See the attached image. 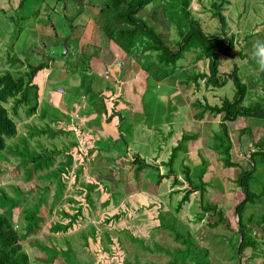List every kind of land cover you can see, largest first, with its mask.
<instances>
[{
	"label": "rangeland",
	"instance_id": "1",
	"mask_svg": "<svg viewBox=\"0 0 264 264\" xmlns=\"http://www.w3.org/2000/svg\"><path fill=\"white\" fill-rule=\"evenodd\" d=\"M161 2L165 4V7H170L171 3L175 1L161 0ZM154 4L150 3L146 9H150ZM238 4L236 2L235 6H232L233 10L230 11L233 12L234 9H238ZM228 16L233 31H236L234 34L236 35L239 32L241 37L236 40L231 55L218 54V69L226 72L231 71L234 66L237 67V75L246 85L247 92L242 104L263 109L264 96L261 88L264 87V68L257 64L251 52L253 43L258 39H264V0H243V5L240 2L236 14L231 13ZM55 17L56 20L52 16L51 22H53L60 36L69 27L63 19ZM141 17L145 18L148 24H152L154 28L156 27V24H153L146 15ZM251 17L254 18V21L251 20ZM9 18L11 19L9 14L6 17L0 14V74L5 72L6 69L15 74L24 72L27 70L24 62H39L42 57L47 59L48 53L52 50L57 58L50 61L51 68L48 70L42 69L36 75L37 78L42 79L44 94L47 93L44 98L47 99L50 96L49 99L52 98V102L40 99L38 110L30 116L26 115L24 111L26 104L18 103L13 106L14 100L6 104L10 114L17 122L18 128L17 135L14 138L7 139V142L12 146L16 144L21 147L20 137L25 136L29 148L35 147L34 149L39 151V145H42V147L50 150L57 149L59 152L54 154L53 168L65 159L64 148H70L72 140L80 141V136L75 127L77 122H80L81 127L86 129L87 132L95 131L100 138L102 137L99 144L103 148L102 152L95 157H88V154H86V170L79 173L76 183L71 179L75 169V163H72L70 177L67 180L65 179V187L61 191H57L58 188L53 180L48 188L44 190L42 187L47 181L40 176L37 177L36 173L26 179L24 166H20L19 161L13 154L3 152L6 158H0V186L12 196L15 195L13 187L18 185L22 191L19 206L14 208L13 219L17 229L22 227L24 208L32 207L40 195L43 196L38 211V215L42 217L40 227L35 235L22 241V246L33 264H264L263 238L258 237L259 244L255 250L247 247L244 249L242 256L237 258L236 248L239 240L237 215L234 213L231 215V207L213 199V195H206L200 201L201 195L198 190L186 193L183 190L186 184L183 183L184 179L179 174L178 164L175 163L172 169L167 163L173 146L182 143L184 140L182 138L177 141L173 133L186 134L183 125V128L178 130L177 123H174V121H182L187 118L191 112L189 107L185 106L184 111L179 114L181 118L177 117L175 109H172L175 108L173 102L169 101L168 97V100H163V95L159 97L160 92L151 87L152 84L148 85L150 87L148 92L144 88L138 92L131 89L123 93L120 87H114L116 84L113 82V76H111V79L104 78L102 80L103 83L109 84L106 85L107 88L102 89L103 91H96V88L99 90V87L93 82V86L96 85V88L92 93H88L81 99L82 96H79L75 91L76 85V88L80 87L77 84L79 82L78 74L83 64H92V61H88L87 56L83 54V46L74 54L71 52V48H74L72 45L71 48H67V52L64 54L62 39L59 36L55 45L47 47H42L37 43L29 45L26 41H16L17 29ZM212 21L215 28L218 29V22L215 19H212ZM174 30L173 27L171 33L176 39ZM171 46L175 47V44ZM109 50H112L116 57L122 52L113 41H110L105 46H99V61L104 66L103 72L107 70L119 79L122 57L120 59L116 58L108 64L109 58H106L110 52ZM13 55L19 61L12 64L7 58H13ZM184 57L189 59V64H186L188 66L184 70L185 74L191 75L202 70V64L200 67L199 63L190 60L195 57L193 51L186 52ZM103 60L106 62L104 63ZM181 60H184V58H181L178 63ZM80 61L82 62L77 64ZM204 62L206 61L204 60ZM72 64H75V72L70 71L69 66ZM89 71L86 70L81 73L93 77V70ZM150 79L149 82H152ZM153 90H155L157 97L152 93ZM215 91L218 95H229L230 92L236 91L233 80L227 77L226 84L215 89ZM64 96L67 100L66 103L63 99ZM58 103H65L66 106L62 109L55 108ZM74 103L75 110H73ZM115 110L120 113L121 118H119L117 112H114ZM104 111L107 114L114 112L112 118L109 119V123L118 124V132L130 150H128L127 156L124 155L125 151L111 160L105 156L109 151L106 152L105 149L113 140L103 130L104 127L101 126V122L104 121ZM185 113H188L187 116ZM82 117L84 119L87 117V120H82ZM245 119L247 121H245V127L241 131L244 136L247 132H251L250 127L256 124L257 116L247 115ZM45 126L46 128L49 126L53 130L55 129L56 132L53 135L40 132L29 136V133L33 132L34 129H44ZM60 126L64 128L62 132H59ZM167 127H171L169 135L166 133ZM151 128L156 131L161 129L162 132L159 135L154 134L152 137L140 133V131L146 133ZM113 133L116 134V132ZM120 150H124V147L118 148V151ZM228 153L221 152L220 156L224 159ZM132 154L141 156L150 164H156L158 170L151 172V174L150 170L141 171L139 176L135 177L137 187L136 182H133L134 187L128 189L125 185H128L130 181H125V179L130 180L131 178L132 182V177L127 174L128 170L134 172L130 162ZM254 157L257 158L255 160L256 164L252 166L253 163L250 161L248 176L245 175L246 172L243 168H241L242 172L237 167H228L224 162L225 167L223 169L218 168V179L215 180L218 199L219 188L224 193L222 199H225V201L229 198L227 196L228 191L233 188L240 191L242 184L251 193L241 212L243 224L249 221L252 224H259L264 220V160ZM231 160H236V158ZM173 170L176 171V174L172 173ZM42 173L43 171L38 172V174ZM110 173L111 175H109ZM158 173L162 176L159 177ZM87 176L94 180L101 179L110 183V187L107 188H109L110 194H113L115 198L114 205L121 211L122 215L114 224H106L101 221V216H104L105 213L103 212L105 210L100 205L96 190H93L91 198L94 202V208H92L87 219L80 218V225L69 232L51 230L49 228L50 222L62 220L61 210L64 213L74 214L75 206L69 198L81 199L84 197V193L80 189V182L86 181ZM173 179H175V182H172ZM157 180L159 185L156 184ZM188 182V187L191 184L195 188H198L199 184L200 186L204 184L211 185L209 181L198 183V177L193 178L192 182ZM215 182L212 181L213 184H216ZM207 189L209 191L210 186ZM173 190L177 191L173 192ZM184 194L187 195V199L183 201L180 207L178 203ZM110 199H112V195ZM206 205H217L218 210L225 209L226 212L229 211L227 215L232 226L231 232L220 224L214 228L208 226L207 221L215 220L216 216H208L201 209L202 206L206 207ZM112 206L113 204H110L109 207ZM69 219V216H65V221ZM88 232L91 236H88V240H86L89 244L87 248L82 233L87 234ZM91 232L95 233V237Z\"/></svg>",
	"mask_w": 264,
	"mask_h": 264
},
{
	"label": "trees",
	"instance_id": "2",
	"mask_svg": "<svg viewBox=\"0 0 264 264\" xmlns=\"http://www.w3.org/2000/svg\"><path fill=\"white\" fill-rule=\"evenodd\" d=\"M74 1L79 4L80 7L83 6L82 0ZM153 1L154 0H101L98 12L93 17V20L117 47L127 55H134V59L141 69L148 74L149 78L155 81H160L172 75L177 67H179L178 61L186 56V52L191 51L195 53L194 62L197 60L206 61L204 62L205 68L201 71L194 72L191 75H180L184 80L191 81L195 92L203 89L215 90L221 88L226 84L227 77L233 80L236 91L230 92L229 95H222L221 100H218L217 103L210 104L199 98L196 99L197 102L195 103L196 106L201 108L196 114L197 117L201 116L207 110L212 113H223L222 122L220 123L221 133L218 134V138L223 140V143H220L219 146L224 147L222 153L229 152L223 161L225 164L231 165V142L229 140L225 121L234 119L238 116L247 115L264 117V108L257 109L242 104L246 92V85L237 75V67L234 66L231 71L226 72H221L218 69V54L231 55V50L234 48L233 35L229 32L225 15L222 13L224 1L213 0L210 3V11L218 22V29H216L215 26L214 29H209L207 27L202 29L200 27L199 22L193 18L189 10V3L191 0H174L175 2L171 3L170 7H165V4H163L165 10L169 11L167 15L174 25L177 34L175 47L168 44L159 36L152 25L148 24L147 21L139 15L140 12L148 4L153 3ZM22 16L23 15L19 16L20 20L24 19ZM18 28L21 29V27ZM212 32L215 33L211 34ZM71 52H73L72 49ZM53 56L50 55L46 60L40 62H24L27 67V70L24 72L15 74L11 70L6 69L5 72L0 74V158H6L3 155L4 151L13 154L19 161L20 166H24V176L26 179H29L36 173L37 177L40 176L47 181L42 187L44 190L48 188V185L53 180L58 188L57 191H61V189L65 187V181L70 177L71 164L75 163V169L73 170L71 179L76 183L79 173L86 170V154H88V157H95L98 154V149L101 147L99 145L101 143L100 136L93 132H87L81 127L80 122H77L75 127L80 136V141L72 140L70 142V148H64L63 150L65 159L53 168L54 154L59 152L57 149L53 148L50 150L42 147V145H39V151L35 150V147L29 148L25 136L20 137L22 142L21 147H18L16 144L12 146L7 142V139L14 138L17 135L18 128L17 122L10 114L6 104L14 100L13 106H16L18 103L26 104L24 108L26 115L30 116L36 113L43 91L42 79L37 78L36 75L40 70H48L50 68V61L57 58L54 54ZM7 59L12 64L19 61L15 55H13V58L9 57ZM81 62L82 61L77 62V64ZM69 68L71 72H75V64H72ZM86 70H90L89 64H83L81 67L78 84L80 87H75L77 94L82 96L81 99L88 93L93 92L91 88V75L89 76L81 73ZM114 112H117L119 118H121L117 110ZM114 112L107 114L104 111L103 125L110 122L109 119L112 118L111 116ZM86 118L84 119V117H82L83 120H87ZM115 125V127H118V124L115 123ZM59 128V132L64 130L62 126ZM40 132L53 135L56 131L49 126H47V128L45 126L44 129H34L33 132L29 133V136ZM121 142L126 145L123 140ZM108 159L111 160L112 158L108 157ZM172 160L173 157L171 156L167 162L169 166H171ZM130 162L133 166L136 178L144 169L150 170V174L153 172L151 171L152 168L158 170L156 165L148 163L137 154L132 156V161ZM44 170L47 172L45 173ZM39 171H43V173L38 174ZM109 175H111V173ZM245 175L248 176L249 171L246 172ZM158 176L161 177L162 175L158 173ZM111 177L114 178L115 176ZM109 180L114 181L113 179ZM172 181H174V179ZM157 182L158 180L156 184H158ZM241 184L242 181L240 186ZM242 185L241 188L246 195L245 199L234 207V212L237 213V222L239 224L238 232H241V238L239 236V240L237 241L238 244L236 243L238 247V255L236 248L237 258L242 256L245 248L250 247L255 250L259 244L256 236H253L251 233V227L247 223L243 224L241 221L242 209L245 207L249 199L248 197L251 194L244 184ZM107 187H110L109 182L102 181L101 179L94 180L87 176L86 181L80 182V189L84 193V197L81 199L76 197L75 199L69 198L75 206L74 214L64 213L61 210V214H63L62 220L59 219L50 222L49 228L51 230L55 229L57 232H69L77 228L80 225V218L87 219L90 216L92 208H94V202L91 198V192L93 190H96V196L99 197L100 205L103 210H105V212H103L105 213L104 216H101V221L106 224H114L122 214L120 213L121 211L115 207V198L113 194H110L109 188ZM13 189L15 195L12 196L0 186V264H33L28 253L22 246V241L35 235L40 227L42 217L38 215V211L43 201V196L40 195L37 201L33 203L32 207L29 206L24 208L23 224L21 229H17L13 219L14 208L19 206L22 191L18 185L13 187ZM111 195L112 199H110ZM186 199L187 195L184 194L180 204ZM110 204H113L114 207H109ZM201 209L206 212L208 216H217L215 221H207L208 226L214 228L220 224L229 231H232V226L230 225L231 223L228 217L225 216L223 212L217 210L214 205L202 206ZM65 216H69L70 219L65 221ZM91 233L95 237V233ZM82 236L85 238L84 244L88 248L89 244L86 240H88V236L91 235L88 232L87 234L82 233Z\"/></svg>",
	"mask_w": 264,
	"mask_h": 264
},
{
	"label": "crops",
	"instance_id": "3",
	"mask_svg": "<svg viewBox=\"0 0 264 264\" xmlns=\"http://www.w3.org/2000/svg\"><path fill=\"white\" fill-rule=\"evenodd\" d=\"M212 1L213 0H191L189 3V10L191 12V15L193 16L194 19H196L199 22L200 27L202 29H204V27H207L209 29H214V22L212 21V19L215 18L212 16L210 11V3ZM216 1H220V0H216ZM223 1L224 2L222 5V13L225 15L229 32L231 33V35H233L234 46H235L236 40L241 36L239 35V32H237L236 35L234 34V32L236 31H233V27H231L228 15H230L231 13L236 14L237 10L239 9L240 2L243 5V0L242 1L223 0ZM82 2H83L82 3L83 6L80 7L79 4H77L74 0H0V14L5 15V17L8 14L10 15L11 19L9 18V20L12 23H14L15 28L17 29V35L15 36L16 41H22V42L26 41L28 42L29 45L32 43H37L39 45H42V47L55 45L59 36V33L56 31L53 22H51L52 16L55 18V20H56L55 16L63 19L68 24L69 29H67L65 32H62L59 38L60 39H63L64 37L67 38V47L69 46L71 48V46L73 45L74 48L71 49L74 54L77 53L78 50L81 49V47L83 46L84 47V49L82 47L83 54L87 55L88 61H92V64L89 65L90 70H93V77L91 81L92 90L96 88L95 87L96 85L99 87V90L96 88V91H100V90L102 91V89L107 88L106 85L109 84L103 83L102 80L104 78L111 79L112 78L111 76H113L114 77L113 82L116 84L114 87L116 86L118 88L120 87L123 93L131 89L132 91L136 90L138 92V91H142L144 88L146 92H148L150 90L148 89L150 88L148 85L152 84L151 87H154L157 91L160 92L159 97L163 95V100L169 99V101L173 102V106L175 108L172 109H175L177 117H180L179 114L180 112L184 111L185 106L189 107L191 109V112L189 114L187 113L188 114L187 118L183 119L182 121H174V123H177L176 126L178 127V130L183 127L185 128L186 134L178 135L177 133L175 134L173 133L177 141L181 140L182 138H184V140L182 143L173 146V148L171 149L170 157L172 156L173 160L171 162V166L169 167L173 169V165L175 163L178 164L180 170L179 174L181 178L184 179L183 183L186 184V186L183 187V190L186 193H190L191 191L198 190V193L200 192L201 195L200 201L201 198L205 197L206 195L207 196L213 195V199L218 200V202L221 201L223 204H226L229 207H231L230 208V210L232 209L230 212L231 215L233 213L237 215V213L234 212V207L238 205L240 202L244 201L246 196L245 192L241 187H240L241 188L240 191L234 188L229 190L227 195L229 198L227 199V201H225V199H222V197H224V193L221 191V188H219V194H218L219 199L216 196L217 183L215 182V180L217 181L218 179V168L223 169L225 167L224 161L222 160L223 158L220 156V153L223 151L224 147L219 146L220 143H223V140L218 138L219 136L218 134L221 133L220 123L222 122L223 113L222 112L212 113L207 110L201 116L199 117L196 116V114L201 109L195 105V103L197 102L196 101L197 98L201 100H205L210 104H215L218 102V100L219 101L221 100L222 95H218L215 90L203 89L201 91L195 92L191 81H186L184 80V78H181L180 75L185 74L184 70L188 66L186 65L189 62L188 61L189 59H187V57H184V60H181V62H179V68L176 69L172 75L160 81H155L153 79H150L152 82H149L148 74L143 69H141V67L137 64V62L134 59V55H127L124 51H122L119 47L116 46L123 53L121 52L116 57L112 52V50H109L110 51L109 54L111 53V56L109 57L108 54L106 59L109 58L108 60V64H109L111 63V61H114L116 58L120 59L122 57L121 58L122 61L120 62V66H121L119 72L120 77L119 79H117L115 75H111L110 72H108L107 70L106 72L105 71L103 72L104 66L103 64L100 63L98 58L99 46L100 45L105 46L111 40L102 32V30L93 20V17L98 12L99 3L101 2V0H82ZM236 2L239 3L237 6L238 9H234V11L231 12L233 10L232 6H235ZM153 3L155 4L150 9L148 10L146 9V7L149 5L148 4L140 12V14H142L141 16L146 15L152 21L153 24H156L155 28L152 24L150 25H152V27L156 30L159 36H161L168 44L174 45L177 40V34L175 39V37H173V34L171 33L174 25L171 23L167 15L168 14L167 12L169 11L165 10V7L163 6L161 0L158 1L154 0ZM20 15H23L22 16L24 17L23 20L19 19ZM251 20L254 21V18L251 17ZM27 22L28 24H26ZM211 22L213 23L211 24ZM18 27H21V29ZM175 32L176 31L174 30V33ZM48 54L49 56L51 54L53 55L54 51L52 50ZM121 54L123 55L120 56ZM42 60H46V59L42 57L41 61ZM190 60L194 62L193 58ZM103 62L105 63L106 61L103 60ZM194 63H199L200 67L202 64L201 69H203V66H205L203 60H197ZM93 82L96 83L95 86H93ZM77 84H79V82H77ZM75 87H77V85ZM261 89L264 96V87H262ZM152 93L154 94L155 97H157L155 90H153ZM46 94H44V92L42 91L41 100L45 101L46 98H44V95ZM246 94L247 92H245V96L243 100H245ZM49 97L46 100H48V102L49 101L51 102V98L49 99ZM181 98L183 99V101ZM63 99L66 103L67 100L65 96L63 97ZM65 103L64 104L58 103V106L56 105L55 108L62 109L64 108V106H66ZM45 109L47 110V108ZM73 110H75V103ZM44 112L46 113L45 110ZM187 114L185 113L186 116ZM245 117L246 116H238L234 119L226 120L225 123L228 129L229 140L232 143L230 148V157H231L230 159L236 158V160H231L232 164L228 165V167H232V166L233 168L237 167L239 168V170L243 168L245 172H248L250 171L249 170L250 161H252L253 163L252 166H255L256 164L255 160L257 158H255L254 156L260 158L261 160H264V117L257 116L256 124L250 127L251 132H247L246 136H244L243 132L241 131L245 127L244 126L245 121H247ZM171 123L173 122L171 121ZM101 126L104 127L103 130H105L108 133V136L112 137L113 140V142L109 144L108 148L105 149L106 152L109 150L108 153L105 154V156L109 158H113L121 154V152L123 151H125L124 155L127 156L130 150L128 149V146L124 145V143L121 142L122 141V138L120 136L121 134H119L117 127H115L116 125L110 123L103 125L101 122ZM167 128H166L167 131L166 133L169 135V133L171 132V127H169L168 129ZM113 132H116L117 135ZM161 132H162L161 129L159 131H156L153 128H151V130L146 131V133L140 131V133L144 134V136L147 137H152L154 136V134L159 135L161 134ZM93 133H95V131H93ZM122 147H124V150L118 151V148H122ZM102 149L103 148L100 147L98 149V153L102 152ZM131 156H133V154ZM152 169L151 171L156 172L154 168ZM130 171L131 170H128L127 174L129 175V177L130 176L132 177V182H131V178L130 180L125 179V181L128 182L130 181L128 185H125V187L128 189H132V187H134L133 182H136L134 172L132 171L133 172L132 173ZM172 173L176 174V171L173 170ZM196 173L199 174L197 175ZM183 174L185 175L182 176ZM195 177H198V183L209 181L211 185L204 184L200 186L199 184V187L195 188L192 187L190 184L188 187L189 184L188 181L192 182L193 178ZM212 181L215 182L216 184H213ZM172 182H175V179ZM135 185L137 187L138 185L137 182L135 183ZM208 186H210L209 191L207 189ZM176 191L177 190H173V192ZM169 200L171 201L170 196H169ZM180 201L178 203V206L182 205L180 204ZM214 206L218 210L217 205ZM219 211L223 212V214L228 217L227 213H229V211L226 212L225 209L224 210L219 209ZM204 216H206V214H204ZM215 220L211 219V221L210 220L208 221L213 222ZM228 220L230 221L229 217ZM247 224L252 229L251 230L252 235L253 236L255 235L257 239L258 237H262L264 243V220H262L261 223L259 224H252L251 221L247 222ZM263 254H264V250H263Z\"/></svg>",
	"mask_w": 264,
	"mask_h": 264
},
{
	"label": "clouds",
	"instance_id": "4",
	"mask_svg": "<svg viewBox=\"0 0 264 264\" xmlns=\"http://www.w3.org/2000/svg\"><path fill=\"white\" fill-rule=\"evenodd\" d=\"M251 54L257 64L264 68V39H258L253 43Z\"/></svg>",
	"mask_w": 264,
	"mask_h": 264
},
{
	"label": "water",
	"instance_id": "5",
	"mask_svg": "<svg viewBox=\"0 0 264 264\" xmlns=\"http://www.w3.org/2000/svg\"><path fill=\"white\" fill-rule=\"evenodd\" d=\"M62 48H63V53L65 54L66 52H67V38L66 37H64L63 39H62ZM62 90V89H61ZM239 225V224H238ZM239 236H240V238H241V232L239 231ZM237 255H238V247H237Z\"/></svg>",
	"mask_w": 264,
	"mask_h": 264
}]
</instances>
